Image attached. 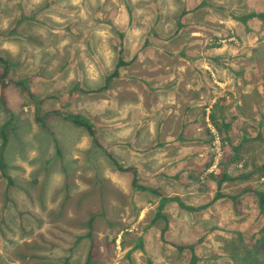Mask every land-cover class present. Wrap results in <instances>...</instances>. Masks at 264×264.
Wrapping results in <instances>:
<instances>
[{"label": "rangeland", "instance_id": "obj_1", "mask_svg": "<svg viewBox=\"0 0 264 264\" xmlns=\"http://www.w3.org/2000/svg\"><path fill=\"white\" fill-rule=\"evenodd\" d=\"M253 14H264V0H0V57L9 63L0 159L14 182L0 171V264H87L90 253L91 264H194L175 244L194 245L195 264H264L256 248L264 239V17L243 22ZM120 60L129 65L105 88ZM181 76L231 95L217 123L231 125L229 152L242 143L228 173L248 177L223 185L216 201L213 162L197 173L179 161L192 156L190 140L152 147L168 90L143 82L155 78L160 88ZM206 111L186 137L206 136L214 158L218 129ZM59 113L90 120L109 154L171 201L161 207L160 196L138 191L133 172ZM219 134L215 174L225 152ZM92 217L93 242H78Z\"/></svg>", "mask_w": 264, "mask_h": 264}, {"label": "crops", "instance_id": "obj_2", "mask_svg": "<svg viewBox=\"0 0 264 264\" xmlns=\"http://www.w3.org/2000/svg\"><path fill=\"white\" fill-rule=\"evenodd\" d=\"M169 79L171 78L169 77ZM190 79L198 80V77L194 76L193 78H189L187 76H181L178 79L176 78V80L166 81L165 84L167 86H160V88H156L157 86H153L154 84H157L155 78H153V80L149 79L151 81L150 83L144 81L143 84L145 85V87L148 86L153 88V90L157 89L155 90L156 92L158 90L160 91H163L164 89L165 91L166 89L168 90L166 94L167 96L161 98L162 102L159 103V107H161L160 111L162 110V107L166 108L165 113L163 112L160 113L161 118L158 120V126H157V129H160L161 131L159 134V139L161 141L157 142L156 145L152 144V147H161V146L176 147L177 142H180L182 146L183 145L182 140L183 141L190 140L192 144L191 147L192 156L189 155V157L184 160L183 155L186 156L188 152L187 153L182 152L181 154H179L180 157L179 161L181 163H187V161H189L188 164H190L191 166L188 165L185 170L199 173L202 171V166L207 164L209 157V155L206 154L207 147L205 145V142L207 143V137L205 136L204 138H198V137L187 138L186 137L187 132L188 131L197 132V130H201L200 123L204 125V122L200 121L201 118L200 116H202L206 110L209 111V113L211 114L212 112H217L219 116H224L226 114V109L229 107L228 100H230L231 95L229 93L221 94L220 92H217L216 91L217 89H215L217 88V86L215 85L213 86V84L211 83H210L211 86L210 87L209 84L205 85L202 82L203 83L201 86L202 90H198L199 88L197 87V85H195L196 82H193ZM211 82L213 81L211 80ZM214 82L223 89H225V86L229 85L230 83V82L228 83L217 80H214ZM180 90H182L183 92H180ZM220 97L226 98L227 101L226 108L221 114L219 108H216V103ZM208 102L211 103L207 105ZM183 106H185L184 109H182ZM201 111L202 113L200 115ZM193 112H195V116L190 118ZM211 114L209 117H211ZM217 121H220L219 117L217 118ZM141 130L145 131L146 128L140 129L139 137L141 136ZM136 144L138 145L137 138H136ZM135 147L139 149L136 145ZM193 164H195L194 167H192ZM158 175H166V174L160 172ZM229 175L234 178L236 177L235 175H231L230 171H229ZM157 190H159L163 195H165L160 189Z\"/></svg>", "mask_w": 264, "mask_h": 264}, {"label": "trees", "instance_id": "obj_3", "mask_svg": "<svg viewBox=\"0 0 264 264\" xmlns=\"http://www.w3.org/2000/svg\"><path fill=\"white\" fill-rule=\"evenodd\" d=\"M256 16L264 17V14H262V15L261 14L250 15V16L246 17L245 19H243V22H246L248 19H251V18L256 17ZM0 63L5 66V68L3 69V72L0 74V93H1L0 101L5 103V97H6V91L5 90H6V87H7L6 78L9 75V66H8L9 63H8L7 60H5V59H3L1 57H0ZM127 65H129V63H127V62H125L123 60H120V62L117 65L116 71L107 77L105 88H107L109 86V84L111 83V81L113 79L120 77L121 74L119 73V69L121 67L127 66ZM20 85L24 86V83L21 82ZM26 89L27 88H25V91H26ZM226 102H227L226 98H224V97L218 99V101L216 103V108H219V110L221 111L220 114L226 108ZM59 116H61L66 121H70L72 124L84 129L89 134V136L91 137L92 142L97 147H99L101 149H104L106 151V153H108V155L110 156V159H112V161L115 163V165L120 170L133 172V174H134L133 185L138 191H141V192H146V191L147 192H153L155 195L160 196L161 197V207H163V205H165L166 203L171 201L170 198L165 197V195H163L159 190H154L152 188H147L145 186H142L140 184V174L135 168H132V167L124 168V167H122L121 164L117 160H115V158H113L112 155L109 154V150H108L109 148L105 147V146H103L101 144V142L99 141V139L97 137V128L90 120H88L87 118H85V117H83L81 115H74V114H62V113H59ZM218 117H220V116L217 114V112H212L210 118L214 122V127H216V129H218V131L222 135L225 152H224V159H223V161L221 163V167H220V173L219 174H215V175L214 174H210L209 175V180H212L215 183L216 189H217V194H216V197H215V201L224 197V195L222 193V188H223V185L225 183L235 182L236 180L245 179L246 177H248V176L244 175V176H239V177H235L234 178V177L229 175V173L227 171L226 162L228 160L232 161L235 157L237 158V156H235L236 155L235 152H238L240 150L242 143L240 145H238L237 147H234L231 150V152H229L228 147L229 146L231 147L230 144H232V140L229 138L228 132L231 129V125L230 124H226L224 126H220L217 123V118ZM38 121L42 124V127L44 129H47L49 131L50 128H49V126L46 123V118H43V117L40 118L39 117ZM50 132H51V130H50ZM208 133H209V131H208ZM209 135H210V133H209ZM212 162H213V156H209L207 164L202 166V171L207 169L208 166ZM0 171H1L2 176L5 179H8L9 185H13L14 182H13L12 178L8 175L7 166L3 162L2 159H0ZM172 200H178V198H174ZM260 205H261L262 209L264 210V194L261 195ZM208 206L209 205H204L202 207L196 208V207H192V206L183 205V208H185L187 210H190L191 212H194V211L206 209ZM161 218L167 221V217L166 216L158 214L156 219L154 220V222L158 221ZM94 221H95V217H92L88 221V227H89L90 230H89V232H88V234L86 236L85 235L78 236V242H80L84 238H90L91 241L93 242L92 231H93V227H94L93 226L94 225ZM168 229H169V222L167 221V226L165 228V231L168 230ZM174 247H176L180 251L189 249L192 252V261H193L194 264L198 260V258L195 256L194 245L179 246V245L175 244ZM256 248L259 249V250L264 251V239H262V240H260V241H258L256 243ZM91 263H93L92 262V253L89 254L88 261H87V264H91ZM98 264H100V263H98Z\"/></svg>", "mask_w": 264, "mask_h": 264}, {"label": "built area", "instance_id": "obj_4", "mask_svg": "<svg viewBox=\"0 0 264 264\" xmlns=\"http://www.w3.org/2000/svg\"><path fill=\"white\" fill-rule=\"evenodd\" d=\"M212 133L214 136V143H213V165L211 166V168L208 170V174H215L218 172L219 170V164L221 162L222 159V155H223V145H222V139L221 136L219 134V132L215 129H212Z\"/></svg>", "mask_w": 264, "mask_h": 264}]
</instances>
